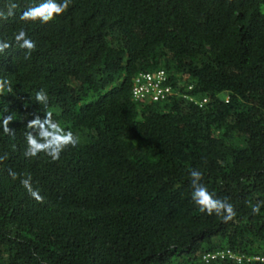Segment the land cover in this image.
<instances>
[{"label":"trees","instance_id":"obj_1","mask_svg":"<svg viewBox=\"0 0 264 264\" xmlns=\"http://www.w3.org/2000/svg\"><path fill=\"white\" fill-rule=\"evenodd\" d=\"M42 2L0 0V264H264L203 260L264 256V0H70L20 19ZM158 69L176 94L136 101L135 76ZM46 111L79 138L58 161L24 155ZM191 169L232 219L199 211Z\"/></svg>","mask_w":264,"mask_h":264},{"label":"clouds","instance_id":"obj_2","mask_svg":"<svg viewBox=\"0 0 264 264\" xmlns=\"http://www.w3.org/2000/svg\"><path fill=\"white\" fill-rule=\"evenodd\" d=\"M70 0H44L38 6L30 7L22 13L20 19L23 21H39L47 24L52 22L56 17L62 15L69 7ZM17 7L16 4H12L9 8L7 15H13V9ZM0 15H4L0 13ZM6 18V17H5ZM15 43L21 49H26V58L31 55L35 50V43L27 37L26 32L21 29L14 37ZM12 47V44L6 41H0V53H4L5 50ZM8 85L5 80H0V91ZM7 91L11 92L10 86L7 87ZM35 101L47 106L48 96L46 92L41 89L35 94ZM13 121L12 115H7L3 118L2 127L3 132L6 134H14V131L9 128L10 122ZM26 137V150L24 155L26 157H36L40 153H45L51 157L52 161H58L61 153L68 148L76 147L79 143V138L71 131H65L60 124L53 120V113L51 111L45 112V118L41 119L37 115L34 119L27 123ZM35 133V134H34ZM12 178L17 179V173H9ZM191 177V186L193 189L192 199L196 205H198L200 212H206L208 215L215 213L218 216H224L225 221L232 219L235 216L233 206L230 203L215 198L214 194L209 192L208 188L201 183L203 174L195 169L189 170ZM21 184L28 191L31 197L37 202L43 203V196L38 190H35L31 184V177L21 180Z\"/></svg>","mask_w":264,"mask_h":264},{"label":"built area","instance_id":"obj_3","mask_svg":"<svg viewBox=\"0 0 264 264\" xmlns=\"http://www.w3.org/2000/svg\"><path fill=\"white\" fill-rule=\"evenodd\" d=\"M168 74L163 69L155 71L139 72L134 78L133 84V98L139 102H161L168 100L171 96L176 94L174 88L169 84ZM191 88V87H190ZM194 100V97H190ZM207 99L196 101L202 106ZM218 258H230L238 262L247 260H259L264 263V256H240L230 249L219 250L214 252H207L203 255V260L209 262Z\"/></svg>","mask_w":264,"mask_h":264}]
</instances>
